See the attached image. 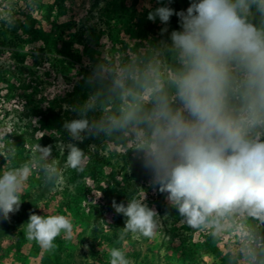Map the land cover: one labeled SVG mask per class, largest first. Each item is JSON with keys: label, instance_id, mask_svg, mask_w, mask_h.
<instances>
[{"label": "rangeland", "instance_id": "1", "mask_svg": "<svg viewBox=\"0 0 264 264\" xmlns=\"http://www.w3.org/2000/svg\"><path fill=\"white\" fill-rule=\"evenodd\" d=\"M56 2L62 5L61 14ZM191 2L171 0L169 6L181 11ZM168 3L0 0V31L6 36V40L0 36V175L26 163L34 164V146H48L36 126L35 111L41 115L54 107L61 118L53 142H49L54 153L48 158L50 163L55 161L58 174L49 182L36 164L24 185L19 211L10 214V220L0 218V264H109L112 248L121 249L130 264H221L223 257L233 264H264V247L253 245V217L234 211L218 218V229H194L168 203L167 193L151 186V175L138 181L130 176L129 161L143 158L139 130H125L129 138L125 146L117 143L114 132L94 135L78 144L87 157L83 171L65 167L67 150L62 151L60 145L76 142L70 141L62 125L77 116L69 106L79 109L90 99L76 97L74 87L93 61H98L101 73L118 86L125 79L144 77L149 86L142 97L146 102L152 103L148 89L156 75L169 96L174 95L168 81L179 65L171 49L170 33L179 30L178 17L173 15L167 26L158 18L155 22L147 19L149 11ZM28 17L36 21L35 28L47 34L53 31L58 39L71 43L78 64L60 62V56L48 53L41 43L28 42V36L14 30L17 23L25 26ZM164 27L168 31L162 34ZM91 99L94 108L87 118L91 123L107 124V108L96 106ZM101 189H115L118 195L106 196ZM144 197L160 214L154 237L134 239V234L128 233L120 239L126 218L116 213L112 202L126 205L132 198ZM33 212L67 216L73 223L71 238L62 233L51 250L29 241L25 230Z\"/></svg>", "mask_w": 264, "mask_h": 264}, {"label": "clouds", "instance_id": "2", "mask_svg": "<svg viewBox=\"0 0 264 264\" xmlns=\"http://www.w3.org/2000/svg\"><path fill=\"white\" fill-rule=\"evenodd\" d=\"M170 4L149 11L147 19L158 18L167 26L173 15L178 17L179 30L170 33L179 65L168 81L174 95L169 96L156 75L148 89L153 108L144 112L139 105H129L107 124L87 118L94 108L91 98L79 109L69 106L77 116L62 126L76 143L60 145L67 150L65 167L83 171L87 157L78 144L86 139L131 123L144 124L147 132L139 133L138 146L151 186L167 193L166 200L189 227L218 229V218L234 211L264 221V0H192L181 11ZM7 23L13 22L9 18ZM167 31L161 29L162 34ZM33 152L34 164L0 175L4 220L19 211L36 164L48 181L58 174L55 161L48 162L51 145L37 144ZM112 206L126 218L120 239L128 233L134 239L154 237L160 214L145 197L126 205L114 200ZM62 233L66 238L73 234L67 216L30 213L25 230L29 241L51 250ZM109 257V264H130L119 248H112Z\"/></svg>", "mask_w": 264, "mask_h": 264}, {"label": "trees", "instance_id": "3", "mask_svg": "<svg viewBox=\"0 0 264 264\" xmlns=\"http://www.w3.org/2000/svg\"><path fill=\"white\" fill-rule=\"evenodd\" d=\"M57 8L60 10L62 5L61 3H55ZM36 6L37 3H35ZM49 10L52 9V6L48 7ZM255 22H260V17L255 18ZM17 23V22H16ZM36 21L28 17L26 25L22 24L15 25L14 30H21L23 34L28 36L30 43H41L48 53L56 54L61 57L60 62L67 63L71 66L78 64L79 60L74 59L72 44L69 42H64L58 39L54 32L45 33L40 28H35ZM0 36H3V39L6 40L5 32L0 31ZM2 39V40H3ZM16 54V53H14ZM66 61V62H65ZM85 75H82L78 79L76 86L74 87V94L80 99L84 98H93L96 102V106L100 108H107V113L110 117H119L123 109L129 105H139L144 112L150 111L154 106L153 96L151 95V102H146L142 99L146 89L149 87L147 81L144 77H141L137 80L125 79L122 83V86L116 85L114 81H111L109 77H105L101 73V65L98 61H93L91 67L84 71ZM129 92L133 93L135 96L140 97L138 100H133L132 96L129 95ZM34 117H36V126L42 132V141L44 144H50L53 142L54 132L58 130L61 118L55 112V108L51 107L39 115L36 111L34 112ZM108 120V119H107ZM128 128H134L139 131L147 132V127L144 124L131 123L126 128L113 131L116 135V140L119 145L125 146L129 140L126 136V131ZM50 142V143H49ZM52 145V153L53 152ZM21 151V147L19 148ZM130 176L138 181L145 180L151 175V173L146 170L143 166L141 160L132 159L127 165ZM50 182V181H49ZM106 196H112L114 193L118 195L115 189L104 191ZM108 194V195H107ZM217 256L219 253L216 254ZM262 258H264V253H262ZM227 257L222 258L221 264H233L234 262L227 260Z\"/></svg>", "mask_w": 264, "mask_h": 264}, {"label": "built area", "instance_id": "4", "mask_svg": "<svg viewBox=\"0 0 264 264\" xmlns=\"http://www.w3.org/2000/svg\"><path fill=\"white\" fill-rule=\"evenodd\" d=\"M253 231L255 232L253 245L258 249L264 247V221L253 218L251 220Z\"/></svg>", "mask_w": 264, "mask_h": 264}]
</instances>
